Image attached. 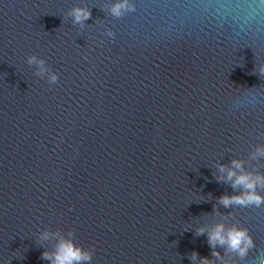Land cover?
Returning a JSON list of instances; mask_svg holds the SVG:
<instances>
[{
    "label": "water",
    "instance_id": "1",
    "mask_svg": "<svg viewBox=\"0 0 264 264\" xmlns=\"http://www.w3.org/2000/svg\"><path fill=\"white\" fill-rule=\"evenodd\" d=\"M131 2L114 18L111 0H0V264H49L59 237L40 234L70 230L90 264H192L211 252L196 229L217 222L255 244L243 260L217 246L224 259L264 256V205L217 202L233 193L219 165L264 173L249 156L264 144V0ZM74 5L91 9L83 27Z\"/></svg>",
    "mask_w": 264,
    "mask_h": 264
},
{
    "label": "clouds",
    "instance_id": "2",
    "mask_svg": "<svg viewBox=\"0 0 264 264\" xmlns=\"http://www.w3.org/2000/svg\"><path fill=\"white\" fill-rule=\"evenodd\" d=\"M134 10L135 4L131 0H111L108 9L114 18H121ZM68 15L72 17L74 25L83 27L85 22L91 18V9L86 5H74ZM106 35L109 37L114 35L111 28L106 30ZM27 63L35 65L36 74L40 77L46 76L49 85L58 82V74L49 68L43 57L36 54L28 55ZM253 72L260 77L264 76V63L255 65ZM249 156L253 161L264 158V144L257 145L255 150L249 153ZM219 172L226 173L224 180L226 183H230L233 189L232 194L223 193L217 197V202L220 205L225 208L252 206L259 208L264 205V194L258 191V189H264V173L245 169L244 162L238 158H233L227 166L219 165ZM205 232H207V243L211 250L210 257L200 256L197 252L192 251L188 256L192 264H196L197 260L199 264H215L216 260H220L222 264H237L236 259H224L221 252L217 251V246L223 248L225 254H231L232 257L240 260H243L255 247L253 237L247 227L235 222L227 226L223 222H217L210 229H206L204 226H199L196 229L197 235H203ZM53 236H58L59 239L52 250L42 251L41 259L47 260L49 264H90L92 251L74 242V231L70 230L67 236L44 231L40 234V239L49 240ZM259 264H264V256L260 258Z\"/></svg>",
    "mask_w": 264,
    "mask_h": 264
}]
</instances>
